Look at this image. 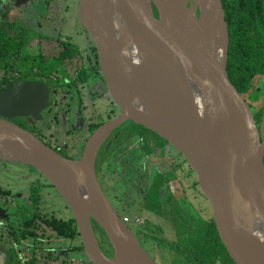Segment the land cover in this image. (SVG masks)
Here are the masks:
<instances>
[{
	"label": "water",
	"instance_id": "water-1",
	"mask_svg": "<svg viewBox=\"0 0 264 264\" xmlns=\"http://www.w3.org/2000/svg\"><path fill=\"white\" fill-rule=\"evenodd\" d=\"M77 19L119 116L91 134L78 160H66L14 123L41 119L51 105L49 87L40 78L16 81L0 93V162L31 168L55 189L71 212L89 264H155L95 174L106 136L134 123L184 159L235 264H264V111L257 127L245 114L249 107L232 95L220 0H78ZM171 64L201 74L195 92L202 107L192 100L184 109L161 97L169 89ZM92 223L108 241L111 257L101 250Z\"/></svg>",
	"mask_w": 264,
	"mask_h": 264
},
{
	"label": "flooded vegetation",
	"instance_id": "flooded-vegetation-1",
	"mask_svg": "<svg viewBox=\"0 0 264 264\" xmlns=\"http://www.w3.org/2000/svg\"><path fill=\"white\" fill-rule=\"evenodd\" d=\"M10 2L13 6L14 0H10ZM4 5L6 6L5 1L3 6ZM4 19L7 21L6 18H2L0 22ZM90 48L91 45H88L87 51H90ZM88 56L89 57L86 59L87 63H82L76 70V74L70 76V80L77 78L80 69L84 68L86 80L83 83L76 81L75 87L70 86V88L57 89L55 91L49 88L51 105L47 108V111L45 110L46 113H44L45 111L41 113V119H39V121H34L30 118L17 119L14 121L16 125L34 135L58 154L62 155L66 152L71 161H76L80 158L84 145L87 142V137L103 124L87 126L86 133L78 134L74 144L69 145L64 141L60 147H57L60 143L58 138L52 130L44 128V123L49 122L52 124L53 122L54 124L58 122L59 124L60 118L55 115L52 116L56 107V98L58 96L69 95L72 97L75 95L76 98L74 99L79 100V98H83L85 95H100V92H102L103 83L98 69L95 66V53L93 51L92 53L89 52ZM78 100L76 107H80ZM65 120L66 119H64V123H66ZM88 130L90 131V134ZM87 134L88 136H86ZM135 136L139 138L141 143L140 151L145 158V163L143 159V164H146V166L149 167L148 177L143 181L151 182L152 180V185L144 191L143 197L140 199L142 200L140 209L143 218L138 216L133 217L132 219L130 218V224L128 227L140 247L155 264H194V250L191 249L193 245H191L192 242L190 241L191 236L194 231H201L204 230L206 226H212L214 221L213 219L203 221L201 226L198 227L193 223L194 221H190L186 216L187 210L193 213L192 207L188 201L184 200L180 202V200L177 199V202L171 203L167 199L171 191L178 196V185L181 182L180 177H182L183 172L186 171L184 169L188 168L183 158L175 149L157 135L154 136V133L152 134L151 131L149 132L148 130L142 129L134 123L125 122L109 134L97 151L95 159V174L98 184L110 204L113 205L112 207L116 210L117 214L120 215V211L117 209L113 198L110 196L108 190L104 188V181H106L107 175L111 169L108 159L119 144L123 143L125 140H130ZM63 137V139H66V134H63ZM123 156H125L124 153L123 155L121 154V157ZM120 163L121 162H118V164L112 168L111 172L117 173V168L124 170V164L121 165ZM0 165L3 166L0 168L1 179L2 175H5L3 174L5 171L4 169L6 168L4 166L7 165L1 162ZM24 167L29 173L36 177V181L34 180V182L26 189V198L24 201L22 200L25 197L24 192H17L15 190L17 189L15 184L10 183V185H5L2 183V180L0 182V223H2V226H0V255L3 257L5 264L8 263L12 256H16L23 264H38L47 258L49 254H46L45 256L43 254V249H45L44 245L41 244L40 241L37 243V240H39L38 232L40 226H43L45 229L56 234L50 224L52 220H61L56 218L55 215L47 216V214H44L42 211L44 210L46 212L44 202L41 198V189H44L43 187L48 188L52 193L55 189L37 171L26 166ZM144 173H146V170ZM191 174L193 173L188 168L186 175L190 177L189 175ZM117 176L116 182L119 183L122 179L121 173L118 172ZM39 179L43 180L44 186L39 184ZM191 187V190L193 191L192 198H194L196 197L194 194V188L196 185H192ZM117 197L119 200L122 199L119 196ZM28 222H31L30 226L26 227ZM25 230L32 232L33 235H25ZM93 231L103 253L107 257H111V254H108L109 251L104 252L105 247L102 237L94 230V228ZM58 238L63 239L61 237ZM76 239L70 241L74 242ZM9 242H12L13 245L10 244L7 246ZM15 243L17 246L21 247L20 251L15 249ZM161 252L163 257L160 256ZM23 257L25 258L24 261H22ZM83 260L84 259L76 261L75 259H72L70 263L65 262V264H74L75 262L77 264H82Z\"/></svg>",
	"mask_w": 264,
	"mask_h": 264
},
{
	"label": "rangeland",
	"instance_id": "rangeland-1",
	"mask_svg": "<svg viewBox=\"0 0 264 264\" xmlns=\"http://www.w3.org/2000/svg\"><path fill=\"white\" fill-rule=\"evenodd\" d=\"M5 3H8L7 0H2L0 4V21L2 18H6L7 20H12V5H8L7 13L5 12L7 7L5 8L3 6ZM55 1L50 0L49 2V15H50V9L52 4ZM63 10L58 12L59 19L56 21L55 19H51V21L46 22L47 17L46 14H44V18H37L36 20L38 23L43 27L38 35V31L33 29L32 25H26V29L29 31L31 36L35 39L38 36H45L47 37L51 36L50 38H53L52 35H61L62 37H67L68 41L72 44L76 45L77 48L80 50V57L75 60L67 63V71L70 76H73L76 74V70L82 63H87V58L89 57L88 54L90 51H87V49H84V44L86 42V35H84V32L78 22L77 19V2L75 0H70L69 2H65L63 4ZM5 12V14H4ZM44 13V12H43ZM56 16V14H54ZM54 20V21H53ZM16 25H20L21 21L20 19H16L14 21ZM36 23V22H35ZM25 28V27H24ZM59 46L57 43V40L54 38L50 42L42 41L40 43V46L37 45L36 41L29 44V47H25L21 50V57L27 61H32L34 65L39 64V57L38 55L41 54L44 58L48 59L53 56H56L59 52ZM92 53V52H91ZM3 73L0 71V79L2 78ZM102 81V87L103 90L100 92V95L93 94L89 96H84L83 98L74 99L76 98L75 95L72 97L67 96H58L56 98V107L52 113V116L55 115L60 118V122L58 124L52 122H45L44 128L50 129L53 131L55 136L59 140V145L57 147H60L62 142L66 141L67 144L72 145L76 141V136L78 134H85L87 131V126H93L94 124H105L107 122H110L114 119H116L120 114V109L115 105L114 100L110 96L106 83L101 78ZM255 87L260 86V88L264 87V78L258 79L256 81ZM90 93V92H87ZM261 97V96H260ZM77 100L80 104V107H76ZM258 104L262 105L264 104V96H262ZM246 106V105H245ZM245 108V107H244ZM246 108H248L246 106ZM245 108V109H246ZM47 111V109H46ZM46 111L44 113H46ZM43 113V114H44ZM245 114H250L253 118V111L248 108L247 111H245ZM66 119V123H64V119ZM68 119V120H67ZM58 124V125H57ZM257 127L259 125H256ZM54 130H53V129ZM89 134L90 131L88 130ZM63 134H66L67 138L63 139ZM92 134V133H91ZM91 134L87 138L91 136ZM88 140V139H87ZM140 141L138 137H133L130 140H125L123 143L119 144L115 151L112 153L111 157L108 159V163L110 166V172L107 175L106 181H104L105 185L104 188L108 190L110 196L113 198L114 203L117 207V209L120 211L119 218H133V217H140L143 218L140 206L142 204V200H140L143 197L144 191L152 185L151 182L147 181L144 182L143 180L148 177V170L149 167L146 166V164H143V159L145 163V158L140 151ZM125 156L121 157V154ZM120 160V161H119ZM118 162H121L120 164L124 166V170H120V168H117V171L121 173L122 179L121 181H117V173L111 172L112 168ZM143 164V166H142ZM7 166L3 172L0 182L2 180V183L5 185L15 184V189L18 191H23L24 196L26 189L30 186L31 183L34 182L36 179L35 176H33L31 173L27 171V169L23 165H16V164H5ZM3 166L0 165V168ZM143 170V171H142ZM146 170V173H144ZM183 172L182 177H180L181 182L179 183L178 188V196L174 192H170L168 195V200L171 203L177 202V199L181 201H188L192 207L193 213L190 211H186V216L190 221H194L193 223L197 225L198 227L201 226V223L203 221H209L213 219V215L211 212V209L209 207L208 202L201 194L199 187H197L195 175L191 174L188 177L186 175L188 168H185ZM155 173V172H154ZM144 174V175H143ZM189 174V173H188ZM36 181V180H35ZM39 184L44 186L43 180H38ZM196 185L194 188L195 196L194 198L192 195L191 186ZM8 187V186H6ZM5 188V187H4ZM44 189H41V198L44 202L45 210H42L44 214L49 215H55L56 218L61 220H67L71 218V212L66 206L65 202L62 200L60 195L53 190V193L48 188L43 187ZM121 197L122 199L119 200L118 197ZM26 196L22 199L25 200ZM110 200V199H109ZM113 206V205H112ZM141 212V213H140ZM201 221V222H199ZM0 226H2V223H0ZM39 240H37V243L40 241L41 244L44 245L45 249H43L44 256L46 254H49L47 258L39 262L38 264H65L70 263L72 259L80 260L84 259L82 264H89L87 260L84 258L83 253H76L72 251V248L78 246L80 244V238L76 239L74 242L70 240H63L60 239L54 234L52 231L45 229L43 226H40V230L38 232ZM13 245L12 242H9L8 245ZM15 249L20 251V246H17V244H14ZM105 247V245H104ZM108 254H111L112 252L109 251ZM161 257H163L162 252L160 254ZM86 260V261H85ZM73 264V263H71ZM74 264H77L76 262ZM185 264V263H184Z\"/></svg>",
	"mask_w": 264,
	"mask_h": 264
},
{
	"label": "trees",
	"instance_id": "trees-1",
	"mask_svg": "<svg viewBox=\"0 0 264 264\" xmlns=\"http://www.w3.org/2000/svg\"><path fill=\"white\" fill-rule=\"evenodd\" d=\"M220 2L229 37L227 77L231 92L235 99L242 100L253 111V120L259 125L264 104L260 105L258 101L264 96V87H255L254 83L264 78V0H220ZM5 4L7 13L10 9L8 5H11L10 0ZM155 16L157 17L156 12ZM36 38H33L23 26L7 22L5 19L0 22V71L3 73L0 79V93L14 82L28 78H40L54 91L75 87L76 81L83 83L86 80L84 68L80 69L77 78L70 80L66 66L68 62L80 57V50L68 40L56 39L60 50L58 54L48 59L39 54L38 65L23 59L21 50L30 41L35 39L38 46L42 41H51L45 36ZM92 51L95 53V48L91 46L90 52ZM59 155L71 161L66 152ZM30 223L28 222L26 227H29ZM50 226L58 237L68 240L79 238L72 217L66 221L52 220ZM92 226L103 239L104 252H111V247L102 232L93 223ZM24 234L33 235L27 230ZM190 241L193 245L191 249L194 250V264H235L220 234V228L215 222L212 226H206L204 230L194 231ZM72 251L81 254L83 252L81 243L72 248ZM22 259L25 260L24 257ZM6 264L23 263L16 256H12Z\"/></svg>",
	"mask_w": 264,
	"mask_h": 264
},
{
	"label": "bare ground",
	"instance_id": "bare-ground-1",
	"mask_svg": "<svg viewBox=\"0 0 264 264\" xmlns=\"http://www.w3.org/2000/svg\"><path fill=\"white\" fill-rule=\"evenodd\" d=\"M187 1V0H183ZM200 2H197V5ZM207 32H211L210 25L206 26ZM168 74V84L169 89L164 90L161 93V97L166 101L179 104L184 109H188L191 101H195L197 108L202 107L203 102L195 92V87L197 86L199 80L201 79V74L190 73L185 67H179L171 64L167 68ZM109 135L106 136V138ZM105 138V139H106Z\"/></svg>",
	"mask_w": 264,
	"mask_h": 264
},
{
	"label": "crops",
	"instance_id": "crops-1",
	"mask_svg": "<svg viewBox=\"0 0 264 264\" xmlns=\"http://www.w3.org/2000/svg\"><path fill=\"white\" fill-rule=\"evenodd\" d=\"M0 0V4H1ZM55 1L50 9V15H49V2L50 0H14V4L11 8L13 18L12 20H7L8 22L14 23V21L18 18L21 21L20 26H23L26 28V25H32L33 29L37 30L38 35H40L39 31L43 28L36 20L37 18H44V14L47 15L45 18L47 19L46 22L51 21V19H55L58 21L59 15L58 12L63 10V7L65 2H69L70 0H53ZM78 3V0H75ZM44 12V13H43ZM56 14V16H54ZM44 18V19H45ZM54 21V20H53ZM36 22V23H35ZM28 29V28H27ZM85 35V34H84ZM47 37V35H45ZM51 37V36H50ZM49 38L50 40L60 39V40H68L67 37H62L61 35H52L53 38ZM34 40L30 41V43L34 42ZM29 44L27 47H29ZM88 45L90 46L88 39L86 37V42L84 44V49H87ZM79 49V48H78Z\"/></svg>",
	"mask_w": 264,
	"mask_h": 264
},
{
	"label": "built area",
	"instance_id": "built-area-1",
	"mask_svg": "<svg viewBox=\"0 0 264 264\" xmlns=\"http://www.w3.org/2000/svg\"><path fill=\"white\" fill-rule=\"evenodd\" d=\"M121 221L123 224H125L126 226H128L130 224V219L129 218H121Z\"/></svg>",
	"mask_w": 264,
	"mask_h": 264
}]
</instances>
